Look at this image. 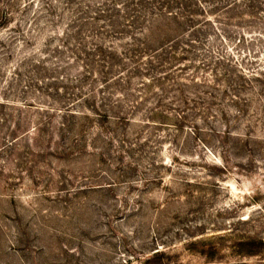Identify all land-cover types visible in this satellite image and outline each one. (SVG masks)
Here are the masks:
<instances>
[{
	"label": "rangeland",
	"instance_id": "1",
	"mask_svg": "<svg viewBox=\"0 0 264 264\" xmlns=\"http://www.w3.org/2000/svg\"><path fill=\"white\" fill-rule=\"evenodd\" d=\"M0 264H264V0H0Z\"/></svg>",
	"mask_w": 264,
	"mask_h": 264
},
{
	"label": "trees",
	"instance_id": "2",
	"mask_svg": "<svg viewBox=\"0 0 264 264\" xmlns=\"http://www.w3.org/2000/svg\"><path fill=\"white\" fill-rule=\"evenodd\" d=\"M165 11L169 10V6H165ZM171 15V14H170ZM176 16V15H175Z\"/></svg>",
	"mask_w": 264,
	"mask_h": 264
}]
</instances>
